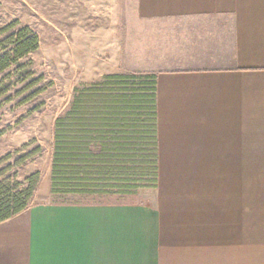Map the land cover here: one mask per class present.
Instances as JSON below:
<instances>
[{"label": "crops", "instance_id": "obj_1", "mask_svg": "<svg viewBox=\"0 0 264 264\" xmlns=\"http://www.w3.org/2000/svg\"><path fill=\"white\" fill-rule=\"evenodd\" d=\"M135 17L140 41L115 52L120 68L157 75L152 200L60 203L38 188L0 223V264H248L247 163H264V0H137Z\"/></svg>", "mask_w": 264, "mask_h": 264}, {"label": "trees", "instance_id": "obj_2", "mask_svg": "<svg viewBox=\"0 0 264 264\" xmlns=\"http://www.w3.org/2000/svg\"><path fill=\"white\" fill-rule=\"evenodd\" d=\"M39 46L37 33L19 20L0 29V109L45 91V77L30 58ZM42 154L33 139L0 159V223L34 202L42 174L20 180L18 170ZM157 185V75L110 73L76 87L70 108L54 125V202L126 200Z\"/></svg>", "mask_w": 264, "mask_h": 264}, {"label": "rangeland", "instance_id": "obj_3", "mask_svg": "<svg viewBox=\"0 0 264 264\" xmlns=\"http://www.w3.org/2000/svg\"><path fill=\"white\" fill-rule=\"evenodd\" d=\"M136 5L137 0H0V29L19 20L40 40L39 49L30 58L34 70L45 77V91L28 103L20 104L15 99L0 109V159L33 139L43 148L41 156L18 170L20 180L41 172L40 200L54 202V125L70 108L75 88L96 81L99 74L97 80L110 73H146L122 69L116 59L115 49L125 47L128 40L141 39ZM247 170L248 264H264L263 250L259 249L264 241L256 239L264 235V163H247ZM256 186L263 187V191H257ZM151 191L142 189L138 196L126 200L149 203Z\"/></svg>", "mask_w": 264, "mask_h": 264}]
</instances>
